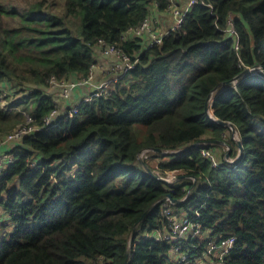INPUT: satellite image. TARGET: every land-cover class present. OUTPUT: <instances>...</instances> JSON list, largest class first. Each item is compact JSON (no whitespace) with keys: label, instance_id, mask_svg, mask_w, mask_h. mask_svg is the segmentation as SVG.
<instances>
[{"label":"trees","instance_id":"obj_1","mask_svg":"<svg viewBox=\"0 0 264 264\" xmlns=\"http://www.w3.org/2000/svg\"><path fill=\"white\" fill-rule=\"evenodd\" d=\"M171 3L0 0V142L32 128L0 147L17 154L0 178V264H167L154 234L168 196L204 234L184 251L235 236L225 264H264V0H200L161 44L128 35ZM101 40L133 69L60 108L52 78L88 77ZM223 146L218 166L201 152Z\"/></svg>","mask_w":264,"mask_h":264},{"label":"built area","instance_id":"obj_2","mask_svg":"<svg viewBox=\"0 0 264 264\" xmlns=\"http://www.w3.org/2000/svg\"><path fill=\"white\" fill-rule=\"evenodd\" d=\"M200 0H189L187 5L182 9L179 6H174V0H171L170 11L174 16V24L171 30L178 29L186 16L187 12ZM171 30L161 31L157 27V20L153 17H148L140 26L130 30L128 35L140 36L150 44H161L165 35ZM146 38V39H145ZM100 45L103 48L102 54L107 58L108 63L105 71H110V76L104 79H97L93 73V70L97 69L99 64H94L92 72L88 77L81 79H57L52 78L50 83V89L53 87L61 86L60 96L67 100L69 99L73 91L77 88H90L91 92L87 94L82 101H90L93 97H100L103 94H109L115 83L119 78L127 75L130 70L133 69L135 62L131 57L124 53L120 48L115 45H109L103 40L100 41ZM98 70V69H97ZM52 92V91H51ZM57 102V100H56ZM2 106L8 107V102L3 101ZM77 111V108H71L70 115ZM60 112V110H59ZM59 112L54 111L52 116ZM32 128H20L6 137L0 142V147L3 145H9L12 141L21 140L24 134L29 133ZM201 152L204 156L208 157L214 166H218V160L213 150L201 148ZM149 150H144L141 153V157L147 156ZM16 153H1L0 151V178L2 176L4 166L6 163L10 164L15 162ZM237 159V158H236ZM236 159H228L230 162L236 161ZM5 163V164H4ZM35 165V163L33 164ZM161 177V176H160ZM164 181L173 183L177 176L173 173L168 177H161ZM163 215L165 218V226L163 230L155 232V238L171 243L170 261L167 264H225V260L228 257L230 251L233 249L236 242L235 236L226 237L220 240L210 238L206 243L205 249L202 254L184 251V241L189 237L202 238L203 233L201 227L194 224L193 220L182 213H180L174 207V201L168 196L163 201Z\"/></svg>","mask_w":264,"mask_h":264},{"label":"rangeland","instance_id":"obj_3","mask_svg":"<svg viewBox=\"0 0 264 264\" xmlns=\"http://www.w3.org/2000/svg\"><path fill=\"white\" fill-rule=\"evenodd\" d=\"M37 0H5V2L7 4H13L15 6H18L19 8H24L25 6H28L29 4L31 3H35ZM174 16L171 15L169 16L168 18H166V21L163 19H161V22L164 24V27H161L163 30H166L168 29L169 27H171L174 23ZM98 64H101L100 61H98ZM105 64V62H104ZM105 66L104 67H98V71H96L95 69L93 70V73L94 75L96 76L97 73L100 74V76L98 77V79H104V78H108L111 74H110V71H105ZM61 86H57V87H53L51 88V91H52V94L54 96V99L57 100L58 104H59V107L60 108H64L68 105V100H65L63 99L61 96H60V93H61ZM50 89V87H49ZM90 88H87V90H89ZM77 90H79V88H77L76 90L73 91V93H75ZM7 96L9 95L8 93L6 94ZM73 95V94H72ZM19 95L17 96H10V98L12 97L13 99H16L18 98ZM6 98V97H5ZM60 101V102H59ZM8 109L9 111H14V110H17L19 109V107H12L10 103H8ZM230 134L233 135V133H236L234 132L232 129H230ZM236 138V136H235ZM15 146L14 144L12 145V147ZM225 151V146L223 147H219L217 148V150H214V152L216 153V156H219L220 154H222L223 152ZM148 156V155H147ZM146 156V157H147ZM142 159V158H141Z\"/></svg>","mask_w":264,"mask_h":264},{"label":"crops","instance_id":"obj_4","mask_svg":"<svg viewBox=\"0 0 264 264\" xmlns=\"http://www.w3.org/2000/svg\"><path fill=\"white\" fill-rule=\"evenodd\" d=\"M188 1H189V0H174L173 5H174V6H179V7L181 6V7H183V6L187 5ZM171 15H172V12L169 10V11H167V12H160V13H158V12H154L153 14H151L150 17H153L155 20H157V27H158L161 31H166V30H163V29L161 28V27H164V24L161 22V19L164 18V20L166 21V18H168V17L171 16ZM160 26H161V27H160ZM130 35H132V34H130ZM97 60H98V61H101V62H105V57H104V55L102 54V52H99V53H98V58H97ZM98 61H97V62H98ZM107 63H108V61H106L105 64L102 63V64H99L98 66H103V67L105 66V67H106ZM96 71H98V70H96ZM99 76H100V74L97 73L96 78L98 79ZM90 92H91V89L87 90V88H80V89L77 90L75 93H73V95H72L69 99H67V100H68V101H67V102H68V105H67L66 107H68V106L71 105V104H76V103L81 102V101L83 100V98H84L87 94H89ZM59 102H60V101H59ZM7 217H8V215H7L6 211L0 210V221L5 220Z\"/></svg>","mask_w":264,"mask_h":264},{"label":"water","instance_id":"obj_5","mask_svg":"<svg viewBox=\"0 0 264 264\" xmlns=\"http://www.w3.org/2000/svg\"><path fill=\"white\" fill-rule=\"evenodd\" d=\"M249 71H250V70H246V71H244L243 73H241L240 75H238V76L233 80V82L236 83L239 79H241V78L244 77L246 74H248ZM229 83H230V82H229ZM221 123H222V124H225V125H228L227 122H221ZM194 146H196V144L193 145L192 147H194ZM240 147H242L241 142H240ZM227 155H229V154H227ZM132 241H133V238H132ZM126 264H128V263H126Z\"/></svg>","mask_w":264,"mask_h":264}]
</instances>
